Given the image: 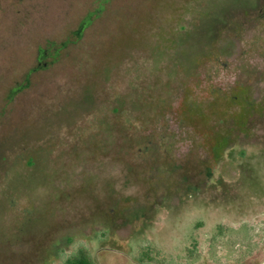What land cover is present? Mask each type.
Listing matches in <instances>:
<instances>
[{"label":"rangeland","instance_id":"1","mask_svg":"<svg viewBox=\"0 0 264 264\" xmlns=\"http://www.w3.org/2000/svg\"><path fill=\"white\" fill-rule=\"evenodd\" d=\"M80 246L264 264V0H0V264Z\"/></svg>","mask_w":264,"mask_h":264},{"label":"trees","instance_id":"2","mask_svg":"<svg viewBox=\"0 0 264 264\" xmlns=\"http://www.w3.org/2000/svg\"><path fill=\"white\" fill-rule=\"evenodd\" d=\"M218 234H221V230H219ZM196 248V247H194ZM151 254V251L147 250L144 251L141 255V258H139V262L145 264V258H148V260H151L148 255ZM60 257H62V264H95L92 260V257L89 253V251L83 247L80 246L70 254H65L63 250H60L58 253ZM252 256V252L250 250L248 251V255L244 257V260L247 261L248 257ZM217 256L213 253L209 255V262L214 263L216 262ZM185 264H199L200 263V255L196 253V250H190L188 251V255L185 257ZM242 264L243 262L240 261Z\"/></svg>","mask_w":264,"mask_h":264},{"label":"flooded vegetation","instance_id":"3","mask_svg":"<svg viewBox=\"0 0 264 264\" xmlns=\"http://www.w3.org/2000/svg\"><path fill=\"white\" fill-rule=\"evenodd\" d=\"M12 2L14 3V1H9V3H11V6H12V4H13ZM12 7H13V6H12ZM13 8H14V7H13ZM84 23H85V22L80 23L77 33H81V31L83 30L84 26L86 25V24H84ZM42 57H43V56H40V58H38V61H37V62H38V65H39V66H41L40 63H41V61H42ZM58 60H59V59H58ZM58 60H57V61H58Z\"/></svg>","mask_w":264,"mask_h":264}]
</instances>
